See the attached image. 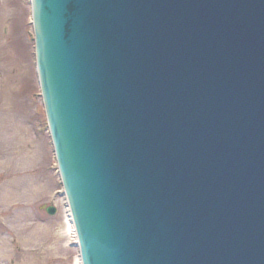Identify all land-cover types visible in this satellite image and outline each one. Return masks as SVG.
Returning a JSON list of instances; mask_svg holds the SVG:
<instances>
[{
  "label": "water",
  "instance_id": "1",
  "mask_svg": "<svg viewBox=\"0 0 264 264\" xmlns=\"http://www.w3.org/2000/svg\"><path fill=\"white\" fill-rule=\"evenodd\" d=\"M31 8L82 264H264V0Z\"/></svg>",
  "mask_w": 264,
  "mask_h": 264
},
{
  "label": "rangeland",
  "instance_id": "2",
  "mask_svg": "<svg viewBox=\"0 0 264 264\" xmlns=\"http://www.w3.org/2000/svg\"><path fill=\"white\" fill-rule=\"evenodd\" d=\"M35 74L30 3L0 0V264H73ZM54 206L53 216L44 207Z\"/></svg>",
  "mask_w": 264,
  "mask_h": 264
},
{
  "label": "bare ground",
  "instance_id": "3",
  "mask_svg": "<svg viewBox=\"0 0 264 264\" xmlns=\"http://www.w3.org/2000/svg\"><path fill=\"white\" fill-rule=\"evenodd\" d=\"M64 234L67 235V239H66V246L68 245V239H73L72 236L74 237V240L76 239V232L75 229L73 227L72 221H71V217L70 215H66V217H64ZM78 255L76 256V258L73 261V264H82L81 263V257H79V250H78Z\"/></svg>",
  "mask_w": 264,
  "mask_h": 264
}]
</instances>
